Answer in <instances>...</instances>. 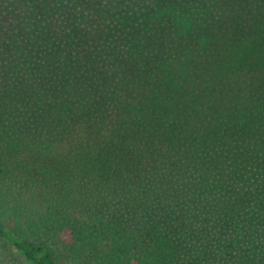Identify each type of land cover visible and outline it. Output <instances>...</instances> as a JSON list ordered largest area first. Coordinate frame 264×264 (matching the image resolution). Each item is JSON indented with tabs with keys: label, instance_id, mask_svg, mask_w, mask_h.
Here are the masks:
<instances>
[{
	"label": "trees",
	"instance_id": "trees-1",
	"mask_svg": "<svg viewBox=\"0 0 264 264\" xmlns=\"http://www.w3.org/2000/svg\"><path fill=\"white\" fill-rule=\"evenodd\" d=\"M0 242L264 264V0H0Z\"/></svg>",
	"mask_w": 264,
	"mask_h": 264
},
{
	"label": "rangeland",
	"instance_id": "rangeland-1",
	"mask_svg": "<svg viewBox=\"0 0 264 264\" xmlns=\"http://www.w3.org/2000/svg\"><path fill=\"white\" fill-rule=\"evenodd\" d=\"M23 136V135H22ZM12 147L16 148L18 146V152L19 155L22 158H28L29 154L37 155V153L42 154L43 156L53 155L56 153V149L54 146H50L44 142L40 143H32L28 144V142H25L23 140L18 141L15 139H11ZM14 141H16L14 143ZM16 149V152H17ZM27 201H29L27 199ZM0 264H25L22 262L15 251H13L9 246L4 245L2 242H0Z\"/></svg>",
	"mask_w": 264,
	"mask_h": 264
}]
</instances>
